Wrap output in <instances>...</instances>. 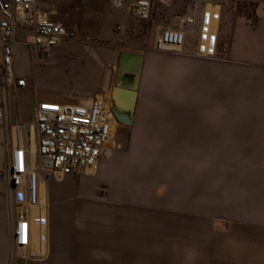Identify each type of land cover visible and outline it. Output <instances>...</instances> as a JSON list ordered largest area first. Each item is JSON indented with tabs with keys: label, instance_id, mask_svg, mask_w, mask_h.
<instances>
[{
	"label": "rangeland",
	"instance_id": "374dc122",
	"mask_svg": "<svg viewBox=\"0 0 264 264\" xmlns=\"http://www.w3.org/2000/svg\"><path fill=\"white\" fill-rule=\"evenodd\" d=\"M19 95L4 94L12 125ZM214 106L202 111L195 136L169 120L118 123L115 171L45 179L43 223L27 249H15L18 260L264 264V128L235 127L229 136L224 102Z\"/></svg>",
	"mask_w": 264,
	"mask_h": 264
},
{
	"label": "crops",
	"instance_id": "0c3cea01",
	"mask_svg": "<svg viewBox=\"0 0 264 264\" xmlns=\"http://www.w3.org/2000/svg\"><path fill=\"white\" fill-rule=\"evenodd\" d=\"M126 2L116 7L112 0H44L50 18L76 38L42 57L16 48L14 74L26 84L18 96L23 104L10 115L15 123L30 121L29 115L17 113L31 114L36 100L75 102L101 96L113 103L115 91L120 106L133 103L131 124L136 121L140 129L153 120H169L170 127L195 136L201 133L202 111L217 109L213 104L219 98L227 135L233 136L235 127L264 128V0H152L151 22H136ZM194 2L201 6L194 14L199 23L207 14L217 15L208 17L207 26L218 40L213 55L198 56L196 34L181 23ZM168 24L184 31L179 52L153 48ZM112 152L100 158L96 177L119 166L121 156ZM38 189L45 200L44 181ZM14 218L12 192L0 189V264H27L11 247Z\"/></svg>",
	"mask_w": 264,
	"mask_h": 264
},
{
	"label": "built area",
	"instance_id": "2783aa9c",
	"mask_svg": "<svg viewBox=\"0 0 264 264\" xmlns=\"http://www.w3.org/2000/svg\"><path fill=\"white\" fill-rule=\"evenodd\" d=\"M116 7L122 0H112ZM44 0H0V189L11 191L15 218L11 230V247L27 249L34 239L36 225L43 223V206L39 182L48 177L87 174L97 168L100 158L116 145L113 103L101 96L83 101H39L33 104L27 124H11L5 115L4 94L25 88L26 79L14 74L15 50L42 57L51 48L76 34L50 18L43 9ZM136 22H151L152 0H127ZM200 4L190 6V14L181 23L196 34V54L215 53L218 40L208 30L207 14L199 23L194 14ZM209 17V18H208ZM201 26V27H200ZM185 40L184 31L164 26L155 38L156 51L179 52Z\"/></svg>",
	"mask_w": 264,
	"mask_h": 264
},
{
	"label": "water",
	"instance_id": "95a60500",
	"mask_svg": "<svg viewBox=\"0 0 264 264\" xmlns=\"http://www.w3.org/2000/svg\"><path fill=\"white\" fill-rule=\"evenodd\" d=\"M135 74H137V70L134 71ZM135 82V79H134ZM133 82V87L135 86V83ZM113 114L116 118V121L119 124H123V125H130L131 124V113H132V109H133V103L131 102V104L127 107H122L120 106L116 101H115V91L113 93Z\"/></svg>",
	"mask_w": 264,
	"mask_h": 264
}]
</instances>
